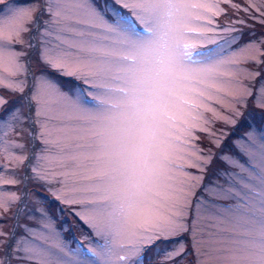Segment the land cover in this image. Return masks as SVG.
Instances as JSON below:
<instances>
[{
	"label": "snow or ice",
	"instance_id": "snow-or-ice-1",
	"mask_svg": "<svg viewBox=\"0 0 264 264\" xmlns=\"http://www.w3.org/2000/svg\"><path fill=\"white\" fill-rule=\"evenodd\" d=\"M224 4L235 17L221 25ZM249 19L264 24V4L0 0V264H179L185 235L195 264H264V128L246 111L264 123V80L240 79L261 76L264 37L241 43ZM33 54L83 87L33 72ZM241 126L246 162L197 143L221 149ZM216 159L239 169L226 186L204 183ZM53 201L87 244L69 247Z\"/></svg>",
	"mask_w": 264,
	"mask_h": 264
},
{
	"label": "rangeland",
	"instance_id": "rangeland-1",
	"mask_svg": "<svg viewBox=\"0 0 264 264\" xmlns=\"http://www.w3.org/2000/svg\"><path fill=\"white\" fill-rule=\"evenodd\" d=\"M20 2H29V0H20ZM98 2L102 3L103 0H98ZM237 2L238 3H244V0H237ZM257 3L264 4V0H257ZM223 7L225 9H227V16L221 15L220 17L215 18L218 20V22L221 25L228 23L230 18L235 17L234 10H232L228 4H224ZM240 15L244 16V18L247 19V16L244 13H241ZM248 24H249V27L244 29L246 34L244 35L241 43H244V42H246L250 39H253V38L264 37V24H261L257 21L251 20V19L248 20ZM248 33H254L255 37L248 35ZM17 47H19V46H17ZM29 63L31 65L33 72H40V71L49 72L50 76L55 81H57L59 83V85L66 91L73 89L77 85H79L80 87H83V85L80 84V82L77 81L74 77H70V78H72L75 82L70 83L67 80L61 79V76L58 75L57 73L51 72L50 70H47V68L43 67L42 65H40L37 62L34 54L31 56ZM241 67L248 68V69L253 70V71L256 70V66L254 64L241 65ZM259 71L261 72V76L259 78L241 76L240 79H242L243 82L246 85H248L249 87H253V88L258 87L260 84V81L264 80V66H261ZM3 94L5 96H7V98L12 102V104L9 105V107H12L18 103V101H19L18 96L11 95L7 92H4ZM217 107L219 108L220 106L217 105ZM221 111H226V109H221ZM246 111L249 115L254 116V121H250V122H254L257 127L264 128V123H262L260 120L261 110L256 108L251 100H249L248 108ZM25 112H26V109H25ZM208 115L210 116V114H208ZM215 127L217 129L223 128V129H227L230 132L232 131L231 125H226V124H223L221 122H217ZM246 131H247V129L243 126L236 129L234 137L230 136L228 138V140L223 144L221 149H216L214 146L209 145V142L206 138L205 133H198V135L201 137V139L199 141H197V143L200 144L204 148L212 147L213 151L216 152L217 155H219L221 152H223V153L229 154L233 157H238L241 162H246V157L241 155L240 152L237 150V148L234 147L235 137L244 136ZM37 146L39 147V144H37ZM3 162L7 163V161H3ZM178 163H182V161H178ZM187 171L195 173L197 170L195 168H191V169H187ZM225 172H227V173L239 172V169L230 167V166L222 163L219 159L214 160L212 166L210 167L209 171L205 175L204 183L208 184L210 182H214L217 185L226 186L225 179L223 177V173H225ZM217 173L221 174L219 179H216ZM18 174L22 177L23 171L21 170ZM4 187L9 188L10 186L5 185ZM20 187H22V185ZM31 188H32V190H37L39 192V195H41L43 197H47L49 201L52 200V197L49 196L48 193L44 192L42 188L36 189L35 186H31ZM200 195H203L206 200H212L213 203H216V204H227V203H229L228 201L213 199V197L209 196L207 193H204L203 191H198L197 196H200ZM60 207H62V206H60L57 202L53 201L51 203L49 210L51 211V213H52V215L56 221L54 226L58 230L61 229L62 226L67 227L69 229V231L62 233L63 237L66 238L67 243L69 244V247L75 248L76 244L81 242V241H83L85 244H87L89 242V239H90L86 235L87 229L85 227H83L77 221V219L69 213V211L67 209H65L63 212V215H61L60 211H59ZM201 223L202 224L207 223V221L202 220ZM183 239L187 243L188 254L185 255L182 260L179 261V264H195L196 258H195V253L192 250V241H191L190 237L187 235H185L183 237ZM170 246H171L170 244L162 243L157 250L162 251L164 248H167ZM149 255H151V253ZM153 264H160V261L154 259Z\"/></svg>",
	"mask_w": 264,
	"mask_h": 264
}]
</instances>
